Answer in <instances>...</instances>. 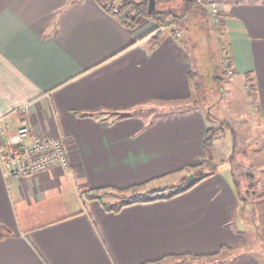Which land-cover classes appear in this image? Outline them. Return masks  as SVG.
I'll use <instances>...</instances> for the list:
<instances>
[{
  "label": "crops",
  "instance_id": "1",
  "mask_svg": "<svg viewBox=\"0 0 264 264\" xmlns=\"http://www.w3.org/2000/svg\"><path fill=\"white\" fill-rule=\"evenodd\" d=\"M219 1L231 67L257 88L255 98L245 91L247 111L264 119V1ZM105 2L125 0H0V151L29 124L62 135L71 160L17 177L0 155V220L13 232L0 239V264H143L247 242L225 162L183 193L119 211L82 194L200 163L211 123L200 106L153 119L169 109L147 105L193 98V48L173 27L153 46V19L130 26ZM232 264L261 262L245 253Z\"/></svg>",
  "mask_w": 264,
  "mask_h": 264
},
{
  "label": "trees",
  "instance_id": "2",
  "mask_svg": "<svg viewBox=\"0 0 264 264\" xmlns=\"http://www.w3.org/2000/svg\"><path fill=\"white\" fill-rule=\"evenodd\" d=\"M207 1V0H206ZM264 1V0H260ZM149 0H125V3L121 5L122 10H129L131 13L129 17L119 16L122 21L128 23L132 26L136 18L140 15L147 16L153 19L157 24L158 28L155 35L152 37V45L155 46L161 41L163 27H166L170 24H175L172 31L176 34V29L182 31V35H185V38L182 41L196 49L198 53H195V62L197 68L190 72V79L194 82V87L198 88V77L200 76V68L205 67L206 64L210 65L208 62V56H211L207 48L210 47V38H209V28L211 26L209 13L203 4L197 3L196 0H156V8L153 11L148 10ZM130 8V9H129ZM110 10V9H109ZM205 27L207 31L201 30ZM171 28V27H170ZM207 41H206V40ZM196 47V48H195ZM224 52L225 57L229 58L232 61V55L230 51V45L226 44ZM230 61V65H231ZM254 78L251 77L250 72L246 73V86L248 88V93L256 97V85L253 82ZM193 99V98H192ZM191 100V99H190ZM172 106L167 111L158 112V116L176 114L186 110L193 109L199 106L198 99L189 100H175L172 101ZM143 111L140 109H135L133 111H125L119 114V117L131 116L134 114H143ZM209 117V114H208ZM217 135V128L209 126L206 131L204 143H203V159L200 163L196 165H190L183 167L175 172H183L188 170L190 173L195 174V179L190 180L189 174H183L178 181H174L171 184H167L166 188L161 186H146L156 179H150L148 181L133 184L128 187L119 188L113 186H105L99 188H88L82 191V194L87 199H97L99 200L104 208L108 211H119L123 207L134 204L137 202H150L159 199H169L177 194L183 193L195 184H197L202 179L216 173L218 171V164L215 161L216 156L214 153L215 149V138ZM237 144L234 143L233 152L236 150ZM235 154L232 153L229 162L232 164L234 162ZM233 165V164H232ZM230 168V174L232 176L233 184L237 191L238 197L240 199V207L238 210L239 217L242 218L243 224H250L255 227L256 235H258L264 242V223H261L259 219L258 223H254V220H249L248 215H246L249 207L253 209V215H256V212L264 201V195L261 194L255 185L256 175L252 170L242 171L241 165H238L235 169L234 167ZM246 167H245V166ZM245 168H248L247 164L243 163ZM158 179V178H157ZM243 180H247L248 184L244 185ZM255 188V189H254ZM108 196L112 198L107 199ZM245 219V221H244ZM13 232L5 225L3 221L0 220V239L12 236ZM244 254L240 246H229L222 245L219 250L213 253L207 254H192V253H180V254H170L161 257L160 259L149 261L143 264H232L239 256Z\"/></svg>",
  "mask_w": 264,
  "mask_h": 264
},
{
  "label": "rangeland",
  "instance_id": "3",
  "mask_svg": "<svg viewBox=\"0 0 264 264\" xmlns=\"http://www.w3.org/2000/svg\"><path fill=\"white\" fill-rule=\"evenodd\" d=\"M215 1L219 8L218 21L212 12L211 4L203 3L209 13L211 22L209 28L210 47L207 49L212 57L210 55L207 57L210 65L206 64L205 67L199 70V87L195 88L193 99L197 98L199 106L205 110L207 115L209 114L210 126L217 128L214 149L217 164L225 162L224 166L228 167V173H231L232 164L235 169H238V165H241L243 167L241 168L242 171L252 170L256 175L254 184L257 185L258 190L264 195V119L258 115L255 117L249 115L245 104V100L248 99L245 91L248 92V88L244 87L241 75L229 72L231 60L225 57L224 54L227 51L225 49L227 40L221 21V4L219 0ZM201 30L203 33L207 31L205 27L201 28ZM194 50L195 53H198L196 49ZM171 106V102L155 101L146 106V111L167 110ZM235 142L237 148L233 152ZM232 153L235 154V160L231 164L229 158ZM243 163L247 164L248 168H245L246 166L244 165V167ZM183 174H189L190 176L192 172L185 170L173 173L164 178L156 179L148 184L146 188L150 186L166 188L167 184L178 181ZM243 182L244 185L248 184L247 180H243ZM110 198L112 197H107V199ZM246 215H248L249 220L253 219L256 224L259 219L261 223H264V201L261 205L259 204L255 216L253 215L252 207L248 208ZM242 228H244L243 232L247 235V242L240 246L242 251H244V254L252 253L256 255L261 264H264L263 240L256 235L254 226L245 222Z\"/></svg>",
  "mask_w": 264,
  "mask_h": 264
},
{
  "label": "built area",
  "instance_id": "4",
  "mask_svg": "<svg viewBox=\"0 0 264 264\" xmlns=\"http://www.w3.org/2000/svg\"><path fill=\"white\" fill-rule=\"evenodd\" d=\"M197 3L211 4L212 12L218 18L219 8L215 0H196ZM105 7L118 16L129 17V10H122L121 6L110 2L104 3ZM175 27V24L164 28ZM177 36L182 35L176 29ZM230 73H234L230 66ZM3 164L10 175L26 177L46 171L52 167L69 168L71 165L67 142L62 135L41 133L35 131L29 124H22L11 134L0 151Z\"/></svg>",
  "mask_w": 264,
  "mask_h": 264
},
{
  "label": "water",
  "instance_id": "5",
  "mask_svg": "<svg viewBox=\"0 0 264 264\" xmlns=\"http://www.w3.org/2000/svg\"><path fill=\"white\" fill-rule=\"evenodd\" d=\"M155 8H156V0H149L148 10L149 11H153ZM189 179L190 180H194L195 179V174H193V173L190 174Z\"/></svg>",
  "mask_w": 264,
  "mask_h": 264
}]
</instances>
